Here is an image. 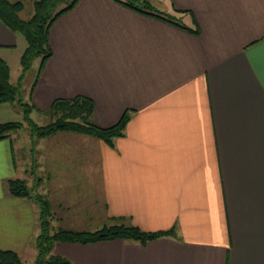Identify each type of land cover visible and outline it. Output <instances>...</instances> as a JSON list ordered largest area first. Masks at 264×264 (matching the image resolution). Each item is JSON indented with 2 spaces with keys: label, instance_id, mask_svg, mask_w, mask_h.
<instances>
[{
  "label": "crops",
  "instance_id": "obj_1",
  "mask_svg": "<svg viewBox=\"0 0 264 264\" xmlns=\"http://www.w3.org/2000/svg\"><path fill=\"white\" fill-rule=\"evenodd\" d=\"M124 1L77 0L60 14L24 99L32 119L57 99L88 97L100 126L127 113L124 133L112 145L30 136L24 158L18 136L0 138V249L35 250L39 207L7 189L21 178L57 219L76 215L65 228L117 218L170 230L144 243L54 245L77 264H264V0H147L182 26ZM22 36L0 19L6 62ZM8 106L0 122L13 120Z\"/></svg>",
  "mask_w": 264,
  "mask_h": 264
},
{
  "label": "trees",
  "instance_id": "obj_2",
  "mask_svg": "<svg viewBox=\"0 0 264 264\" xmlns=\"http://www.w3.org/2000/svg\"><path fill=\"white\" fill-rule=\"evenodd\" d=\"M76 1L32 0L33 12L29 18L24 19L20 16V12L24 8V1L0 0V19L12 31L22 34L26 41V46L20 56L22 71L19 76V82L16 85L10 81L7 62L0 57V103H11L18 99L24 119L30 126L31 137H44L59 131H68L91 135L112 145L114 138L124 133L125 125L129 119L127 113H124L115 124L103 127L94 120L93 101L85 96H76L57 99L51 103L48 109L41 110L40 112L50 116L51 120L46 124L40 125L29 117L33 105L20 98L21 80L26 72L30 70L33 59L40 57V61L43 63L51 55L49 30L53 21L60 14L69 10ZM123 3L142 13L172 21L182 26L172 16L159 11L147 0H125ZM21 126L22 122L16 120L0 122V138L9 136L11 131ZM7 189L11 195L32 198L39 207L40 231L36 237L38 250L36 264H42L44 256L54 248L57 242L93 243L104 240L127 239L144 243L150 239L170 233V230L144 231L133 224L119 221L117 218H112L113 221L93 230L58 227L53 232H50L52 211L46 196L33 192L27 181L21 178L8 179ZM49 259L56 264H77L55 252L51 253ZM0 264L23 263L16 251L0 249Z\"/></svg>",
  "mask_w": 264,
  "mask_h": 264
},
{
  "label": "rangeland",
  "instance_id": "obj_3",
  "mask_svg": "<svg viewBox=\"0 0 264 264\" xmlns=\"http://www.w3.org/2000/svg\"><path fill=\"white\" fill-rule=\"evenodd\" d=\"M32 12H33L32 0L24 1V8L20 12V16L22 18H24V19H27V18H29L31 16ZM25 46H26V41L24 40V37H23V43H21L20 49L19 48L17 49V50H19L17 55L14 54L13 57H11L10 59L7 60V64H8V67H9V72L11 71V73H12L10 81L13 84H15V85L19 82V78H20L19 76H20V73L22 71L21 64H20V66L18 64V58H19V63H20V56L22 55ZM39 61H40V57H35L33 59L32 67H31L32 70H29V71H31L30 74L28 73L27 76L22 78V80H21V86H20V98H21V100H24L26 95H27L26 94L27 90H28L27 88H28L29 84H31L32 77L34 76V74L36 72V68H37V65H38ZM18 97H19V95H18ZM2 103H8V102H2ZM8 105H9L8 107H11L12 109H14L9 114V117L12 118L13 120L22 122V126L20 128H18V129H16V130L12 131L10 133V135H11V137L12 136H14V137L18 136L19 139H16V144H18V146H16V148H18V150H16L17 151L16 153H17L18 157L24 158V157H27V155L30 153L29 152V148H28L27 145L25 147L24 144H23L24 145L23 146L20 143H24V142L28 143V141H30L29 139H30V136H31V129H30V126H29L28 122H26V120L24 119L23 111H22V109L19 106L18 99H16L14 102L8 103ZM31 117H32V120L34 122H36L37 124H40V125L46 124V123L50 122V120H51L50 116L42 114V113L39 114V113H37L35 111L31 112ZM22 147L24 149H22ZM50 207H51V211H52L51 219H54L55 217H56L55 219H57V217L59 215L62 216V214H59V212H57V210H55L56 208L52 207L51 204H50ZM53 209H54V212H53ZM74 216H76V215H70L69 214V215L63 216L64 218L61 217V220L57 219V220H59V222H55V223H57L56 227H54L53 225L50 224V232H53L58 227H64V226L67 227V226L72 225L73 221L71 220V218L74 217ZM66 217H71V218H66ZM96 223H97V221H96ZM74 224H75V221H74ZM100 226H101L100 224L99 225L98 224L92 225V227H90V230L99 228ZM33 247L35 249L34 251H28L26 253H23L22 256H20V259H21L23 264H36V258H37V254H38V250H37V247H36V240L34 242ZM53 252L54 251L52 249V250H50V252H48L44 256V258L42 260L43 261L42 264H56L52 260L49 259L51 253H53Z\"/></svg>",
  "mask_w": 264,
  "mask_h": 264
}]
</instances>
